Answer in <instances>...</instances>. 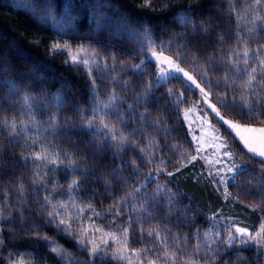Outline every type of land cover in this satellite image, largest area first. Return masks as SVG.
Returning <instances> with one entry per match:
<instances>
[{"label": "trees", "instance_id": "16d2710c", "mask_svg": "<svg viewBox=\"0 0 264 264\" xmlns=\"http://www.w3.org/2000/svg\"><path fill=\"white\" fill-rule=\"evenodd\" d=\"M103 0H75L76 7L72 13L74 23L73 31L64 35V40H69L73 47L84 43L97 50L101 58L108 57L109 54L115 57L116 71L120 72V65L128 67L139 63L140 59L147 53L140 51L139 40L143 39L142 34L132 38L130 33H141L143 27L150 29L151 35L157 44H167L173 40L174 44H181L187 41L188 47L182 51L189 57V63L181 61V66L193 75H197L199 70H194L192 58L195 57L202 64L215 63L221 58H227V52L234 47H239L234 39L237 31L235 14L229 12V0H152L150 7H144L143 0H108V3L118 8L119 15L110 8L101 7L100 11L105 13L109 19L105 27L97 30L96 21L100 19L91 6L102 3ZM245 0H236V7H241ZM251 2V0H247ZM55 4L50 9L51 14L57 21H61L67 9L63 6V0H0V75L3 79L12 81L20 86L21 94L25 92L35 96L36 102L43 103L51 100L52 94L63 92L65 95L66 108L60 110V130L57 135L47 132L40 135V143L45 144L50 150L58 151L61 157L65 153L71 155L77 161L79 167L86 171L76 173L80 179V187L71 195L75 197L77 203L81 205L91 204L96 212L102 213L99 217H94L96 223L105 230L115 231L117 229L128 228V245L130 249L152 248V243H143L141 232V220L139 215L134 216V222H129L127 217L133 216L131 209L122 211L113 223L114 211L108 210L116 204L127 193L125 189L139 185L141 181L128 179L127 183H122L120 179L111 180L106 186L104 181L110 177L129 178L132 176L131 166L127 171L121 170L113 173V168L121 163V158L113 159L114 149L108 147L103 155L97 150L96 145L89 142L90 137L87 130L80 131L79 126L83 123L80 116L73 111L74 106L85 109V115L91 117L88 109L95 106L92 99L93 92L88 76L83 68H73L65 65L63 61L67 58L63 54L50 55L48 46L57 37L56 28L50 23H46L42 18L49 14V5ZM86 5V6H81ZM191 10V11H189ZM187 14L192 17L197 25L204 24L209 29L207 34L181 36L180 33L189 30L180 23L179 17ZM243 14V13H241ZM121 25H125L121 27ZM264 36V32L259 34ZM224 37V51H216L219 43L218 38ZM245 39L248 37L245 36ZM38 41V42H37ZM264 40H255L249 47L256 48ZM176 51L173 46L167 54ZM211 57V60L209 59ZM113 67L112 61H108L109 70ZM145 67L149 72L154 73L155 68L151 64ZM209 71H213L209 68ZM227 68H218L214 75L222 77ZM39 74L43 79H37ZM99 77H105L108 82H102ZM118 81L131 80L133 87L129 91H123L117 85L111 83L109 73L101 69L97 77L99 86L98 99H106L112 88H117V95L123 97L126 103L121 107V111L133 103L139 95L148 76H134L131 71L126 74L121 73L117 77ZM64 85H68V91ZM166 88H174L178 93L184 91V102L177 105L174 100L169 99ZM46 90V91H45ZM231 98V97H229ZM18 97H8L2 87H0V120L5 117L11 119L17 117L23 111L18 103ZM200 100L198 90L190 88L179 80H172L166 87L158 90L154 87L153 94L147 103L141 101L138 107H134V112L139 113L146 109L151 115L149 119L153 123H159L161 129L165 126L171 129L170 133H157L153 127L147 126L140 121H134L132 117H126L128 128L126 132L135 130L134 138L138 146L149 150V145L145 137L154 139L160 145L165 144V138L169 145L180 146V151L187 150L189 154H195V142L189 134L187 122L183 121V109L192 107ZM215 103L216 100L213 99ZM55 103V101H53ZM198 107L208 112L212 124L215 125L221 135L228 140L232 149L240 161L249 167V172L239 178L237 186L229 185L228 191L232 194L228 199L224 198L222 191H217L212 180L208 178V167L202 159H197L180 172H176L173 177L165 178L161 175L157 180L145 188V192H152L156 183L167 184L168 188L175 194L178 209H173L171 219H163L159 224L161 232L167 227L172 233L181 237L189 235L188 251L193 250L196 240L194 235L197 231L204 233L209 231L213 223L209 217L218 213L226 220L235 217L242 219L247 226L255 230L264 220V204H259L261 193L258 189L245 187L240 192V187L246 180L258 179V169L260 165L255 161H249L246 149L238 140H233L225 131L226 126H222L214 118L213 114L200 104ZM39 129L48 127L49 117L56 113V109L40 111L33 109ZM225 117L234 119L242 123H252L244 119L242 115H237L232 110L221 108ZM27 119V117H24ZM65 118H70L65 122ZM115 123V119H112ZM99 126V125H97ZM117 127L120 125L117 124ZM36 133L33 132V138ZM93 135H96L95 133ZM0 207H4V199L9 198L6 210L3 213V220H0V264H8L9 259L17 258V254L27 260H33L35 264H61L59 258L52 253L48 242L42 239L47 235L52 241L61 245L72 255V264H127L126 261L114 260L109 257H97L94 260L89 257L87 249L81 250L80 246L67 235L58 231L54 225L47 223L46 210L44 208V196L51 192L52 184L57 183L61 187L57 193L53 194L55 199L59 194V199L68 200L67 185L73 178L65 170L67 160L59 167L48 165L49 178L45 181L48 185L47 191L44 189L34 190L32 186L34 164L32 160L27 163L22 156H30L33 152L40 151L39 145H31L30 141H20L19 146H10L9 138L5 133L0 134ZM160 157L170 162L166 171H175L180 167V163H186L189 156L181 158L179 155H172L171 148H163L159 153ZM123 160L135 159L140 165V176H147L151 169L141 159V154L136 151H128ZM258 159V158H257ZM158 163V161H157ZM154 174V173H153ZM100 177V179H96ZM19 182L24 184V192L27 200L21 204L20 198L13 189ZM244 193H250L245 195ZM142 198V196H141ZM147 203L151 204L149 200ZM256 205V207H253ZM169 207L165 205L155 213L149 215L151 225H156L168 213ZM88 213H86L87 215ZM10 217L15 218V224L11 223ZM238 220V219H237ZM179 223V227H177ZM146 241V231L150 224L144 223ZM223 238V236H222ZM135 259V258H133ZM264 264V249L253 247L252 245H237L229 252L221 250L217 259V264ZM200 264H204L200 259Z\"/></svg>", "mask_w": 264, "mask_h": 264}, {"label": "snow or ice", "instance_id": "6c2138e0", "mask_svg": "<svg viewBox=\"0 0 264 264\" xmlns=\"http://www.w3.org/2000/svg\"><path fill=\"white\" fill-rule=\"evenodd\" d=\"M229 12L235 14L237 31L234 34V39L239 47H234L227 52V58H221L215 63L202 64L195 57L192 58L194 70H199L198 77L193 75L192 71L186 70L181 66V61L185 64L189 63V57L182 51L188 47L187 41L181 44H174L173 40H169L167 44H157L153 39L150 29L146 26L142 28L141 33L132 32L130 35L135 38L137 35L143 36L139 40L140 51L147 53L146 56L140 59L139 63L125 67L120 65V72L116 71L115 57L109 54L108 57L101 58L96 49L81 43L77 47H73L69 40H64L63 36L68 35L73 31V11L77 6L75 0H63V6L67 9L61 21H57L51 14L50 9L55 7V4L49 5V14L42 19L50 22L57 30V37L53 43L48 46L50 55L63 54L67 58L63 61L65 65H70L73 68H83L88 76L95 106L88 109L91 117L85 115V109L79 106H74L73 111L76 112L83 123L79 126L80 131L87 130L91 143L96 145L100 154L103 155L108 147L114 149L113 159L121 158V163L113 168V173L124 170L127 171L131 166L132 176L129 178L116 177L113 175L109 180L104 181L107 186L111 180L120 179L122 183H127L128 179L137 180L141 183L131 190L125 189L126 195L122 197L108 211H114L113 223L116 217L122 214V211L131 209L133 216L127 217L129 222H134V216L139 215L141 220V232L143 243H152V248L130 249L128 245L129 229H117L115 231L105 230L102 226L97 225L94 217H99L102 213L96 212L91 204L81 205L77 203L74 196L71 194L76 192L80 187V179L76 173L86 171L81 169L79 164L71 155L65 153L61 157L58 151L50 150L45 144L40 143V135L47 132H52L57 135L60 130V110L68 107L65 103V95L63 92L52 94L51 100L43 103L36 102L35 96L25 92L21 94L20 86L12 81L3 79V75H7L5 70L3 75H0V87L4 89L8 97H18V103L23 109L19 113V119L5 117L0 120V134L6 132L9 138L10 146H19L20 141H30L31 145H39L40 151L33 152L30 156H22V159L27 163L32 160L34 164L33 179L31 181L34 190L44 189L47 191L48 185L45 183L49 178L46 169L48 165L59 167L67 160L68 164L66 171L73 178L67 185L68 200L59 199V194L53 198V194L61 187L57 183L52 184L51 192H47L44 196V208L46 210L47 223L67 235L71 240L80 246L81 250L87 249V253L93 260L97 257H109L114 260L126 261L127 264H200L202 258L204 264H217V259L220 256L221 250L229 252L237 245H252L260 249H264V220L259 224V227L250 231L247 227H241L236 223H232L214 213L209 219L213 222L209 231L200 233L197 231L194 235L196 240L193 245V250L188 251L189 235L183 237L172 233L171 228H165L163 232L159 229V224L163 219H171L173 209L179 210L175 200V194L168 188L167 184L156 183V187L152 192H145V188L155 182L158 177L164 175L165 178H170L176 172H180L189 164H192L198 158L205 161L208 167V178H210L216 187L217 191H222L224 198L228 199L232 194L228 191L229 185L235 187L239 183V178L249 172V167L243 162L237 161L235 154L231 151L228 140H226L219 132V129L212 124L208 112H204L199 116L200 123L196 125L201 131V135L194 134L192 123L189 122L191 114H198L197 107L200 104L206 106L217 118V122L225 127V131L233 140H238L246 149V155L249 161L255 160L259 165L258 179L246 180L240 187L239 191L243 192L245 187L258 189L264 193V43H260L256 48L249 47L250 43L259 39L264 40V36H260L264 32V0H251L245 2L241 7H236V0H229ZM152 0H143L144 7H150ZM86 6V5H81ZM101 7L110 8L115 14L119 15L118 8L115 5L108 3V0H103L102 3L92 5V11L100 17L96 21L97 30L107 26L106 21L109 17L100 11ZM191 11V10H189ZM243 13V14H241ZM180 23L189 31L178 35H196L207 34L208 28L204 27L203 23L197 25L191 16L184 14L179 17ZM125 25H121L124 27ZM248 38L245 39L244 37ZM219 43L216 51H224V37L218 38ZM38 42V41H37ZM176 47V51L172 54H167L172 47ZM211 60V57L209 58ZM111 60L113 67L109 70L108 61ZM146 64H151L155 68V72H149L145 67ZM212 68L213 71H209ZM218 68H227L228 71L222 77L217 78L214 72ZM101 69L107 71L111 77V83L117 85L123 91H129L132 87V81H118L117 77L131 71L134 76H148L154 79H149L142 90L137 95L133 103L128 104L127 108L121 111V107L126 103L125 99L117 95V88H112L106 99H98L99 86L97 77ZM37 79H43L39 74H36ZM102 82H108L105 77H99ZM172 80H179L188 87H194L198 90L200 100L192 107L183 109V121L189 122V134L192 136V141L195 142V154H189L187 150L180 151V146L176 144L169 145L165 138V144L160 145L154 139L147 143L149 150L138 146L137 140L134 138L135 130L126 132L128 128V120L126 117H132L134 121L145 123L149 127H153L157 133H170L171 129L165 126L161 129L159 123H153L149 116L151 113L147 109L139 113L137 116L134 112V107H138L140 102L147 103L153 94V88L157 90L160 87H166ZM71 91L70 86L64 85ZM46 91V90H45ZM166 93L169 99L174 100L177 105L184 102V91L178 93L174 88H166ZM231 97V98H229ZM213 99L216 102H213ZM55 101V103H53ZM56 109V113L49 117L47 121L48 127L39 129L38 121L33 109L40 111H49ZM221 108L232 110L237 115H242L244 119L252 121V123H240L239 121L227 119L221 112ZM27 117L25 119L24 117ZM115 119V123L112 119ZM70 118H65V122ZM117 124L120 127H117ZM99 125V126H97ZM207 126V131H205ZM33 132L36 133L33 138ZM96 135H93V134ZM163 148H171L172 155H179L183 158L188 155L186 163L181 162L180 167L175 171H166L167 165L170 162L160 157L159 153ZM209 149L211 150L209 152ZM0 147V151H2ZM128 151H136L141 154V159L151 169L147 176H140V165L135 159L125 161L123 155ZM258 158V159H257ZM158 161V163H157ZM154 173V174H153ZM100 179V177H96ZM20 198L21 204L27 200V194L24 192L23 182H19L13 189ZM248 195L250 193H244ZM142 196V198H141ZM149 200L151 204L147 203ZM9 198L4 199V207H0V220H3V213L7 208ZM259 204H264V195H261ZM167 205L168 213L158 221L156 225H151L149 215L155 213L159 208ZM256 207V205H253ZM86 213H88L86 215ZM11 223L15 224V218L10 217ZM87 221V225L85 224ZM144 223H149L150 227L146 231L148 240H144L145 229ZM179 227V223L176 225ZM2 230V227H0ZM223 236V238H222ZM48 242L52 253L59 258L61 264H72V255L61 245L52 241L47 235L42 237ZM111 242V243H110ZM2 243V241H0ZM114 245L115 247H112ZM135 258V259H133ZM8 264H35L33 260H25L23 256L17 254V258L9 259ZM220 264H223L220 261Z\"/></svg>", "mask_w": 264, "mask_h": 264}, {"label": "rangeland", "instance_id": "374dc122", "mask_svg": "<svg viewBox=\"0 0 264 264\" xmlns=\"http://www.w3.org/2000/svg\"><path fill=\"white\" fill-rule=\"evenodd\" d=\"M197 112H198V114H191L190 115V117H189V122H191L192 123V127H193V129L195 130L194 131V134L195 135H197V136H200L201 135V131H200V129L198 128V127H196V125L197 124H199L200 123V120H199V116H202L203 114H204V112H206V111H204V110H202V109H200L199 107H197ZM209 115V114H208ZM209 118H210V116H209ZM227 119H231V118H228V117H226ZM211 119V118H210ZM232 120H234V119H232ZM189 122H187V124L189 123ZM241 123V122H240ZM205 131H207V126H205ZM220 132V131H219ZM221 134V133H220ZM211 150L209 149V152H210ZM231 151L235 154V157H236V159H237V161H239V162H241L240 161V159H239V157L237 156V154L231 149ZM204 161V160H203ZM205 162V161H204ZM238 219V220H237ZM237 219H235V217H232V218H230V220H231V222L232 223H236V224H238L239 226H241V227H247L250 231H253V229H251L249 226H247L246 224H245V222L242 220V219H240V218H237ZM87 221H85V224L87 225ZM98 225V224H97ZM100 226V225H99ZM258 227H259V225H258ZM111 243V242H110ZM112 247H115L114 245H112Z\"/></svg>", "mask_w": 264, "mask_h": 264}, {"label": "crops", "instance_id": "0c3cea01", "mask_svg": "<svg viewBox=\"0 0 264 264\" xmlns=\"http://www.w3.org/2000/svg\"><path fill=\"white\" fill-rule=\"evenodd\" d=\"M242 123V122H241Z\"/></svg>", "mask_w": 264, "mask_h": 264}]
</instances>
